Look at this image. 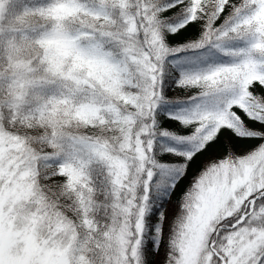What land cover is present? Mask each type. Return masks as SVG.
Returning <instances> with one entry per match:
<instances>
[{
    "label": "snow or ice",
    "instance_id": "1",
    "mask_svg": "<svg viewBox=\"0 0 264 264\" xmlns=\"http://www.w3.org/2000/svg\"><path fill=\"white\" fill-rule=\"evenodd\" d=\"M0 264H264V0H0Z\"/></svg>",
    "mask_w": 264,
    "mask_h": 264
}]
</instances>
